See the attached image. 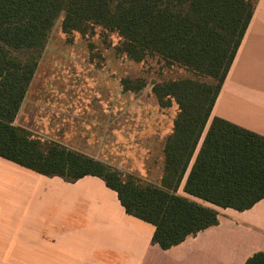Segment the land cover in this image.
I'll list each match as a JSON object with an SVG mask.
<instances>
[{
	"label": "trees",
	"instance_id": "trees-1",
	"mask_svg": "<svg viewBox=\"0 0 264 264\" xmlns=\"http://www.w3.org/2000/svg\"><path fill=\"white\" fill-rule=\"evenodd\" d=\"M257 1L0 0V156L70 182L86 175L101 177L117 191L129 214L156 226L152 241L163 249L218 224L219 209L178 190ZM61 15L66 33L87 34L99 26L119 34L117 49L130 59L141 62L155 55L195 74L161 80L152 87L161 107L177 106L160 184L14 124ZM122 83L132 91L147 85L131 78ZM184 189L220 207H253L264 198V135L214 117ZM244 264H264V250L254 252Z\"/></svg>",
	"mask_w": 264,
	"mask_h": 264
},
{
	"label": "crops",
	"instance_id": "crops-1",
	"mask_svg": "<svg viewBox=\"0 0 264 264\" xmlns=\"http://www.w3.org/2000/svg\"><path fill=\"white\" fill-rule=\"evenodd\" d=\"M49 64L44 66L40 58L14 124L160 184L165 142L177 107L166 115L154 94L155 107L145 109L142 131L134 140L131 133L127 135L124 120L119 133V117L129 111L127 106L119 108V98L133 100L132 90L125 89L122 81L102 77L98 70L97 92L86 90L87 77L77 80L82 83L78 89L67 80L61 84L62 91H48L45 69L53 62ZM216 116L264 135V0L256 3L178 190L219 209L218 224L163 249L152 241L156 226L129 214L117 191L101 177L86 175L70 182L0 156V260L13 264H244L254 252L264 250V198L241 211L214 205L184 189Z\"/></svg>",
	"mask_w": 264,
	"mask_h": 264
},
{
	"label": "rangeland",
	"instance_id": "rangeland-1",
	"mask_svg": "<svg viewBox=\"0 0 264 264\" xmlns=\"http://www.w3.org/2000/svg\"><path fill=\"white\" fill-rule=\"evenodd\" d=\"M62 20L63 15L57 19L47 42L46 51L44 50L42 55L44 66H49V63L53 62L50 67L45 69L49 71L46 81L48 88L46 90L62 91L61 84L67 80L75 83L78 89V85L81 87L82 83H78L77 80L80 79L81 81V78L87 77L89 83L86 90L97 92L99 81L96 77V71L98 70L102 71V77L105 74L111 75L117 77L119 81L126 78H131L135 84L136 82L140 83V80L147 81V85L140 91H130L133 97L131 102L119 98V108L127 106L129 109L127 115L119 117V133L122 134L123 132L121 125L122 120H124L127 135L129 136L131 133L134 140L138 138V134L142 131L145 109L152 110L155 107L153 85L165 79L195 77V74L189 69L177 64L169 65L159 56L149 55L141 62L130 59L117 49L121 42V37L117 32H106L97 26L87 34L78 31L66 33L61 26ZM66 64L70 68L64 67ZM137 79L138 81H136ZM77 89L75 88V90ZM175 107L177 106L173 104L164 108L163 111L166 115H170L172 111H175ZM32 133L35 136L50 140L38 133ZM0 264H13V261L0 260Z\"/></svg>",
	"mask_w": 264,
	"mask_h": 264
}]
</instances>
